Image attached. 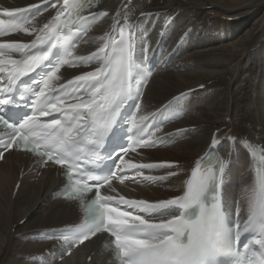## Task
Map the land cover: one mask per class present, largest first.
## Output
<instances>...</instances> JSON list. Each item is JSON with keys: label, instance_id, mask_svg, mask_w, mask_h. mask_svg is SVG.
Returning a JSON list of instances; mask_svg holds the SVG:
<instances>
[{"label": "snow or ice", "instance_id": "6c2138e0", "mask_svg": "<svg viewBox=\"0 0 264 264\" xmlns=\"http://www.w3.org/2000/svg\"><path fill=\"white\" fill-rule=\"evenodd\" d=\"M103 7L101 0L62 4L56 0L51 4L55 15L42 27L36 16L43 12L17 15L38 9V3L0 7V37L14 33L34 37L29 42L0 40V128L7 130V138L0 139V159L15 149L39 157L41 166L51 162L64 170L66 182L60 194L67 201H78L83 212L82 222L59 237L69 251L107 233L111 240L105 247H110L116 264H264V149L247 137H241V143L256 172L254 184L246 185L242 196L247 204L244 220L238 209L233 222L225 204L223 181L229 161L211 151L196 162L182 195L149 202L111 194L116 192L113 181L164 180L145 175L144 170L179 165L125 159L137 149L159 145L156 133L161 126L153 121L162 110L142 114V89L152 69L135 58L139 31L128 11L123 24L116 11L112 32L100 37L95 52L75 54L78 34L86 35L93 21L109 17L108 10H89ZM93 63L97 64L93 71L60 82L62 67ZM187 95L173 99L179 105ZM130 103L134 112L128 110ZM227 138L235 144L234 137ZM221 142L214 134L211 144ZM106 186L109 191L102 192Z\"/></svg>", "mask_w": 264, "mask_h": 264}, {"label": "bare ground", "instance_id": "6f19581e", "mask_svg": "<svg viewBox=\"0 0 264 264\" xmlns=\"http://www.w3.org/2000/svg\"><path fill=\"white\" fill-rule=\"evenodd\" d=\"M193 1L101 0L102 9L89 11L108 10L109 17L93 21L86 35L79 34L75 54L88 56L95 52L102 43L100 37L112 32L116 11L121 13L119 24H123L124 12L128 11L130 22L138 25L139 31L135 58L152 69L142 89V114L160 109L156 119L163 117L165 123H159L158 146L138 149L125 159L179 165L144 170L145 175L163 176L164 180L149 182L134 177L138 183L132 179L123 184L115 181L116 192L112 195L118 192L125 198L149 202L182 195L196 162L211 151L229 161L223 181L225 204L234 220L238 209L244 220L247 204L242 196L246 185L254 184L256 165L251 163L241 137L264 149V12L254 21L246 18L233 22L213 18L205 8L220 4L232 9L236 5L261 8L264 0ZM53 2L56 0H48L47 4L40 0H0V7L11 9L38 3L39 8L26 15L43 12L36 16L37 25L42 27L55 15ZM33 38L15 33L6 40L29 42ZM96 66H64L59 73L60 82L93 71ZM181 93L188 95L177 105L173 98ZM214 134L222 141L215 146L211 144ZM228 136L235 138V144ZM3 155L0 264H116L110 247H105L110 238L104 234L77 244L70 251L68 243L59 238L64 230L83 220L79 202L58 195L65 184L61 168L41 166L40 158L27 153L8 151ZM260 159L258 153L257 165ZM169 172L177 175L169 176ZM108 191L107 186L102 189Z\"/></svg>", "mask_w": 264, "mask_h": 264}, {"label": "rangeland", "instance_id": "374dc122", "mask_svg": "<svg viewBox=\"0 0 264 264\" xmlns=\"http://www.w3.org/2000/svg\"><path fill=\"white\" fill-rule=\"evenodd\" d=\"M190 2H194V1L190 0ZM219 6H217V7L212 6V5L208 6V8L207 7L205 8V11L210 16H212L213 18L219 17L220 19H222L224 21H228V20L230 21L231 20L233 22H236L238 20L241 21V20L246 19V18L253 19V21H254V20L260 18L261 17L260 14H262L264 12V5L261 8H258L257 5H253L250 7H241V5L240 6L236 5L235 9L225 7L223 4H220ZM47 16L48 15L43 16L42 19H44ZM78 43H79V41H78ZM262 74H263V72H262Z\"/></svg>", "mask_w": 264, "mask_h": 264}]
</instances>
